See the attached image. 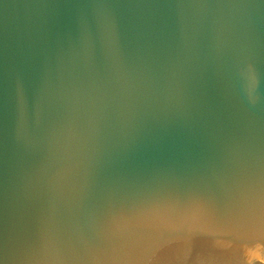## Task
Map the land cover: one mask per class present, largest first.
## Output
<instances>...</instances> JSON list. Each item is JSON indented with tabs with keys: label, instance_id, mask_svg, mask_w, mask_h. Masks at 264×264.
Wrapping results in <instances>:
<instances>
[{
	"label": "water",
	"instance_id": "obj_1",
	"mask_svg": "<svg viewBox=\"0 0 264 264\" xmlns=\"http://www.w3.org/2000/svg\"><path fill=\"white\" fill-rule=\"evenodd\" d=\"M0 264H264V0H0Z\"/></svg>",
	"mask_w": 264,
	"mask_h": 264
}]
</instances>
